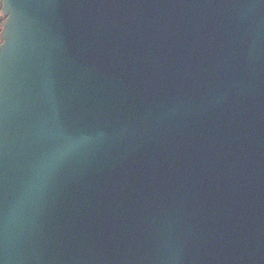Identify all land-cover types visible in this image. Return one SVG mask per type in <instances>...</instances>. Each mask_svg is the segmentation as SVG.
I'll return each mask as SVG.
<instances>
[{
	"label": "water",
	"instance_id": "water-1",
	"mask_svg": "<svg viewBox=\"0 0 264 264\" xmlns=\"http://www.w3.org/2000/svg\"><path fill=\"white\" fill-rule=\"evenodd\" d=\"M3 264H264V0H5Z\"/></svg>",
	"mask_w": 264,
	"mask_h": 264
},
{
	"label": "flooded vegetation",
	"instance_id": "flooded-vegetation-1",
	"mask_svg": "<svg viewBox=\"0 0 264 264\" xmlns=\"http://www.w3.org/2000/svg\"><path fill=\"white\" fill-rule=\"evenodd\" d=\"M4 6H0V44L2 42V30L7 20V16L4 13Z\"/></svg>",
	"mask_w": 264,
	"mask_h": 264
},
{
	"label": "snow or ice",
	"instance_id": "snow-or-ice-1",
	"mask_svg": "<svg viewBox=\"0 0 264 264\" xmlns=\"http://www.w3.org/2000/svg\"><path fill=\"white\" fill-rule=\"evenodd\" d=\"M0 6H4L6 8L5 0H0ZM5 45H0V49H2ZM0 264H3V261L0 260Z\"/></svg>",
	"mask_w": 264,
	"mask_h": 264
}]
</instances>
